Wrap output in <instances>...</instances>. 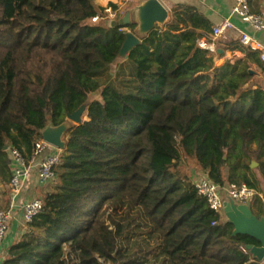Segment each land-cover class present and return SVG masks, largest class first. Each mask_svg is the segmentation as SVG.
<instances>
[{
    "label": "trees",
    "instance_id": "trees-1",
    "mask_svg": "<svg viewBox=\"0 0 264 264\" xmlns=\"http://www.w3.org/2000/svg\"><path fill=\"white\" fill-rule=\"evenodd\" d=\"M105 10L97 0H0L1 186L10 191L11 150L30 162L46 128L87 106L64 133L42 212L2 264H253L242 248L256 242L209 208L193 170L259 194V53L214 41L201 13L176 5L121 59L125 33ZM254 204L260 218L259 195Z\"/></svg>",
    "mask_w": 264,
    "mask_h": 264
},
{
    "label": "built area",
    "instance_id": "built-area-1",
    "mask_svg": "<svg viewBox=\"0 0 264 264\" xmlns=\"http://www.w3.org/2000/svg\"><path fill=\"white\" fill-rule=\"evenodd\" d=\"M105 12L108 20H116V12L111 7L106 8ZM233 15L257 31L264 30V18L262 15L252 12L249 0H234ZM100 20L99 17H95L91 22L98 23ZM232 28V22L229 19L224 20L212 29L211 37L214 40L221 39L225 32ZM239 41L243 47L251 51L261 52V60L264 62V46L261 43L246 33L241 34ZM201 46L205 47L206 44L202 43ZM209 48L214 50V46ZM60 158L61 151L45 142L42 138L34 144L32 160L36 162V182L39 187H45L54 181L55 169L60 163ZM10 160L12 177L9 188L11 200L14 202L23 193L27 183L30 181L32 167L30 162H27L25 156L17 149L10 151ZM193 185L198 195L206 200L209 208L221 214H224V202L226 199L230 198L237 204H246L252 202L259 195L254 189L249 188L245 184L239 187L222 188L203 174L200 177H193ZM45 202L44 197L25 202L22 206L24 222H30L38 216L42 212ZM10 220V213L0 209V243L9 230ZM242 251L250 254L246 248H242Z\"/></svg>",
    "mask_w": 264,
    "mask_h": 264
},
{
    "label": "crops",
    "instance_id": "crops-1",
    "mask_svg": "<svg viewBox=\"0 0 264 264\" xmlns=\"http://www.w3.org/2000/svg\"><path fill=\"white\" fill-rule=\"evenodd\" d=\"M146 0H97V3L102 8H108L111 4L116 5L118 10L121 11V16L118 20L122 19L126 13L133 11L136 7L140 6ZM161 5L169 12V16L171 15L172 9L176 5H187L194 9H196L199 13H201L212 25V29L217 25L221 24L224 20L229 19L232 24L233 28L226 31L225 34L221 39L214 40V41H224V42H234L239 41L240 36L242 33H246L250 35L252 38L257 40L264 46V30L257 31L253 27L243 23L239 18L233 15V7H234V0H158ZM251 10L255 14L262 15L264 18V0H249ZM133 19V18H132ZM129 30V29H128ZM127 30V31H128ZM240 43V41H239ZM214 46V50L216 49V45H210L211 47ZM211 51V48H209ZM260 59H261V52H258ZM243 58V55L239 52H226L225 59H234V58ZM262 61V60H261ZM224 59L219 61V64H222ZM263 62V61H262ZM153 65L152 61H149L146 66L151 67ZM257 74V81L258 83L264 85V72L261 71L257 66H254ZM32 167V175L30 181L27 183L26 188L24 189L23 193L13 202L11 200V195L8 187L4 191L3 187L0 184V209L8 211L11 215L10 226L9 230L0 243V264L6 259L7 251L9 247L15 242L18 241L22 235V227L24 224L23 219V210L22 206L25 202L29 200L27 197V191L31 184H36V162L30 161ZM258 178L261 182L260 185V192H259V199L263 202V213L260 218H264V178L258 175ZM37 187H39L37 185ZM43 188V187H40ZM31 200V199H30ZM227 200V199H226ZM254 200L251 202V209L253 214L257 216L259 213V209L257 205H253ZM251 255V254H250ZM251 263L253 264H264V259L259 261L257 258L251 255L250 259Z\"/></svg>",
    "mask_w": 264,
    "mask_h": 264
},
{
    "label": "water",
    "instance_id": "water-1",
    "mask_svg": "<svg viewBox=\"0 0 264 264\" xmlns=\"http://www.w3.org/2000/svg\"><path fill=\"white\" fill-rule=\"evenodd\" d=\"M133 18V19H132ZM169 12L161 5L158 0H146L133 11L125 14L120 20H111L112 28H120L125 33V41L119 53V58L126 59L130 52L141 44L142 38L149 35L157 27H163L169 21ZM135 26L134 30L130 27ZM129 29V30H128ZM128 30V31H127ZM218 54H223L222 50H217ZM86 105H82L73 114H68V122L59 127H48L42 132V139L62 151L65 147L63 136L71 124L80 125ZM8 146H5V151ZM11 165V160H9ZM258 167L257 162L251 163V168ZM251 203L237 204L228 198L224 202V216L234 226L233 235H242L254 240L256 244L247 245L246 249L259 261L264 259V218H258L253 214Z\"/></svg>",
    "mask_w": 264,
    "mask_h": 264
},
{
    "label": "rangeland",
    "instance_id": "rangeland-1",
    "mask_svg": "<svg viewBox=\"0 0 264 264\" xmlns=\"http://www.w3.org/2000/svg\"><path fill=\"white\" fill-rule=\"evenodd\" d=\"M114 69V68H113ZM193 177H200L201 173L199 172H195V170H193ZM49 186H45L43 188L37 187V185L31 184V186L29 187L28 191H27V197L30 199H36V198H43L44 194L47 192ZM4 191L6 190V188H3ZM251 203V202H249Z\"/></svg>",
    "mask_w": 264,
    "mask_h": 264
}]
</instances>
